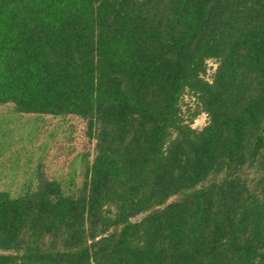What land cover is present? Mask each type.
<instances>
[{
  "label": "trees",
  "instance_id": "16d2710c",
  "mask_svg": "<svg viewBox=\"0 0 264 264\" xmlns=\"http://www.w3.org/2000/svg\"><path fill=\"white\" fill-rule=\"evenodd\" d=\"M0 106L94 142L0 185V264H264V0H0Z\"/></svg>",
  "mask_w": 264,
  "mask_h": 264
},
{
  "label": "rangeland",
  "instance_id": "374dc122",
  "mask_svg": "<svg viewBox=\"0 0 264 264\" xmlns=\"http://www.w3.org/2000/svg\"><path fill=\"white\" fill-rule=\"evenodd\" d=\"M206 78L215 64L208 62ZM181 111L189 119L197 109L195 99L183 96ZM207 117L200 113L191 123L194 129L205 126ZM94 142L86 136V124L75 116L52 117L13 114L10 106H0V185L15 190L18 183L33 174L38 165L60 175L64 181L81 178L83 155L93 157Z\"/></svg>",
  "mask_w": 264,
  "mask_h": 264
}]
</instances>
